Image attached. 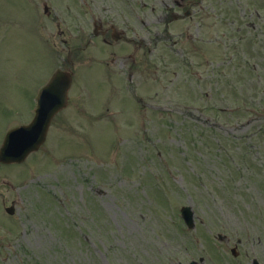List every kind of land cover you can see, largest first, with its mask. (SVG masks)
<instances>
[{
	"label": "rangeland",
	"instance_id": "1",
	"mask_svg": "<svg viewBox=\"0 0 264 264\" xmlns=\"http://www.w3.org/2000/svg\"><path fill=\"white\" fill-rule=\"evenodd\" d=\"M196 1L0 0V145L71 53L82 88L0 165V264H264V0Z\"/></svg>",
	"mask_w": 264,
	"mask_h": 264
},
{
	"label": "water",
	"instance_id": "2",
	"mask_svg": "<svg viewBox=\"0 0 264 264\" xmlns=\"http://www.w3.org/2000/svg\"><path fill=\"white\" fill-rule=\"evenodd\" d=\"M69 85V74L58 70L41 94L40 108L32 123L17 127L7 134L0 149V161L22 162L32 151L40 147L46 138L51 118L58 108L53 105L59 101L60 103L65 102ZM12 210L13 208H8V211L12 212ZM182 211L188 225L193 226L194 219L191 208L184 207ZM191 264H195V262ZM253 264L260 263L254 259Z\"/></svg>",
	"mask_w": 264,
	"mask_h": 264
},
{
	"label": "flooded vegetation",
	"instance_id": "3",
	"mask_svg": "<svg viewBox=\"0 0 264 264\" xmlns=\"http://www.w3.org/2000/svg\"><path fill=\"white\" fill-rule=\"evenodd\" d=\"M97 32L100 33L101 35H103V40L109 41L108 40V33H109V29L105 28L102 24H99V29H97ZM120 35V34H119ZM120 37H125L124 35H120Z\"/></svg>",
	"mask_w": 264,
	"mask_h": 264
}]
</instances>
